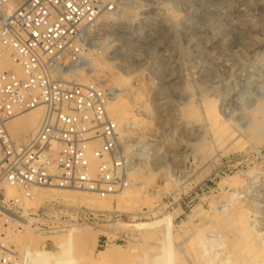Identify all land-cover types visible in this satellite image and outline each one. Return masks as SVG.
<instances>
[{
	"label": "rangeland",
	"instance_id": "rangeland-1",
	"mask_svg": "<svg viewBox=\"0 0 264 264\" xmlns=\"http://www.w3.org/2000/svg\"><path fill=\"white\" fill-rule=\"evenodd\" d=\"M88 52L99 67L111 68L97 85L121 89L112 77L130 78L139 88L133 95L147 103L151 116L141 115L147 121L146 134L120 138L122 159H130L138 172L130 174L133 181L124 186L128 189L118 201L92 210L52 199L33 209L36 212L54 201L55 217L32 225L67 243L77 240L74 251L67 249L61 255L40 234L41 247L35 249L44 253V261L263 264L264 0H124L117 13L99 19ZM81 72L94 73L93 69ZM209 100L231 126L224 130L226 134L210 133L202 114ZM187 111L202 114L201 119L181 117ZM128 145L137 154L130 157ZM144 179L146 184H141ZM252 213L257 214L255 219ZM237 215L242 217L235 219ZM108 220H161V224L147 233L141 229L110 232ZM239 221L243 228L250 223L251 232ZM54 222L67 223L70 231L43 225ZM241 232L246 236H239ZM108 244L119 245L120 254L98 259L94 251ZM29 251L24 255L34 259Z\"/></svg>",
	"mask_w": 264,
	"mask_h": 264
},
{
	"label": "built area",
	"instance_id": "built-area-1",
	"mask_svg": "<svg viewBox=\"0 0 264 264\" xmlns=\"http://www.w3.org/2000/svg\"><path fill=\"white\" fill-rule=\"evenodd\" d=\"M0 0V264H21L5 229L22 217L19 196L58 188L107 196L125 186L120 127L107 106L109 90L72 79L102 15L122 0ZM8 57L12 66L3 65ZM42 108L37 126L15 138L10 122ZM19 196L9 198V189ZM54 202L29 212L34 223L55 217Z\"/></svg>",
	"mask_w": 264,
	"mask_h": 264
},
{
	"label": "bare ground",
	"instance_id": "bare-ground-1",
	"mask_svg": "<svg viewBox=\"0 0 264 264\" xmlns=\"http://www.w3.org/2000/svg\"><path fill=\"white\" fill-rule=\"evenodd\" d=\"M123 1L124 0H122V2ZM22 2H23V0H10L9 7L11 9H14L15 7L19 6ZM122 14H123V12H122ZM106 15H110V14H106ZM103 16L104 15H102V17ZM84 58H85L84 59V62H85L84 63V65H85V69L84 70L93 69L94 73L93 74H88V73H84V72H81V73L76 72V73L73 74L72 79H74L76 82L77 81H80V83H84V82L87 83L88 82V83H90V85L103 88L104 85H97V82H99L101 80L100 77L109 75L111 68H109V67L107 68L106 66L105 67H99L100 65L97 64L96 62H94L93 56L90 54V52H86V55L84 56ZM104 63H106V62H104ZM3 65L5 67H11L12 66L9 58L6 57V56L4 58ZM74 76H76V77L79 76V77L76 78ZM112 79H114V81H116V84L122 85V88L121 89H119V88L117 89V88H114V87H111V88L110 87L109 88H106L105 87L106 89L109 90L110 97L112 99L109 102V104L107 106V109H108V112L112 114L114 120L117 121V123H118V125L120 127V130H119V138L124 137V139H125L128 136H130V135H133V134L135 135V134H138V133H140V134H146L147 133V126H145L144 124H146L147 121L145 119H143L142 118L143 116H141V115L143 113H149L148 115H150L151 114V108L147 105V103H145L144 101H142V99H137L136 96L133 95L134 93L136 94V91L139 88H137L136 86H134L131 83L132 81L129 80L130 78L129 79H126L125 77H123V76L122 77H119V75H118V76L112 77ZM114 81H112V82H114ZM117 90H121V92H115ZM213 102L214 101L211 100L208 103V105H206L204 107V111H203L202 114H203V119L205 120V123L208 125L209 130L211 131V132L210 131L209 132L211 134H213V136H217V135H220L224 130H226L228 128H231V126L228 127L229 123L227 121H225L224 119H222L219 116L218 112L213 107V105L215 103V102L214 103ZM190 109H192V108H190ZM194 112H188L187 114H185V113L182 114L181 113L182 114L181 117H184L185 118V117L189 116L190 118L193 117V118H196L198 120L201 119L200 118V115H202V114L193 115ZM41 114H42V108L38 107V108L32 109L30 111H27V112L19 115L15 119H13L10 122V130H11L13 136L15 138H18V137H22V136L28 134L29 132H31L37 126V124L39 122V119L41 117ZM184 114H185V116H183ZM255 127H256V125H255ZM126 128H132V131L131 132H126ZM224 133H225V131H224ZM232 135H229V136H232ZM213 136H212V138H213ZM128 140L130 141V139H128ZM124 142H126V141H124ZM219 142H221V141H219ZM131 146H133V145H128L129 148L127 147L128 150H129L128 152L130 153V157H132V155H134V154H137V152H135V150L134 151H131V149L133 148ZM138 154H140V153H138ZM120 160L121 161L116 166L118 168L117 171H120L124 175L127 176L126 177V181H125L127 184L125 186H128V181H130L129 177L131 178L130 174L138 172V168H132L131 165H130V163H129L130 162V159H128V158H125V159H122L121 158ZM164 177H165V175H164ZM132 179H133V176H132ZM136 180H138V177L136 178V176H135V180L134 181H136ZM131 181H133V180H131ZM131 181L129 182L130 185H131ZM139 181L136 182V183L139 184ZM145 182H146V180L145 181L142 180L140 183L141 184H146ZM147 183H150V182H147ZM145 186H147V185H145ZM135 188H138V187H135ZM126 189H128V188L127 187H125V188L123 187L120 190L117 189L114 194L112 193V194H109L107 196L106 195L105 196H98V195H95V194H91V193H87V192L75 191V190H71V189L70 190H64V189H58V188H32L31 189V197H29V198H26V197H23V196L20 197L19 196V192L14 187L11 188V189H9V198H15V197H18L19 196V199L22 201V204H23V206H22V208H23L22 217H18V218L12 219L13 220L11 222L12 226L10 228L5 229L6 234L9 235V236H11L12 242L14 243L16 249L19 251V253L21 255V264H47L44 261V253L39 252V257L37 259H30L26 255H24V253L27 252L28 250H33V248L35 247L33 245L30 248H27L25 251L22 252V250L25 247H29L31 245V243L28 242V241H26L25 239L26 238H30L32 236V234H33V236H37V237H40V234L43 235V238L49 244L54 245V247H55L54 249H55L56 253H58V254H61V253L66 252L67 249H70L71 251H74L75 250V245H76L77 240H76V242H73V243H67L64 239L59 238V237H56L53 233H50V232H48L45 229H40V227H38V226H33L32 225V222L35 220V218L29 216V211L34 212L35 210H33V209L37 208V206L40 203H42L43 201H49V200H52V199H60V200L62 199L63 201H66L68 203H77V204H80V205L87 206V207H89V209L91 208L92 210L93 209H96V210L97 209H105L104 207H107L110 204V201L111 200H113V202L118 201V199L121 198V195L124 192L126 193ZM136 198H137V196H136ZM50 202H54V201H50ZM114 206L115 205L113 203V207ZM242 211H244V210L242 209L239 213H241ZM239 216H241V215H239ZM239 216L238 215L235 216V219H238L236 217H239ZM252 216H253V219H255L254 217H257V214L256 213H252L251 214V217ZM241 217H240V219H241ZM71 218H73V217L71 216ZM243 219H245V218H243ZM55 221H57V219ZM245 221H246V223L248 222L247 219H245ZM41 224H39V225H41ZM160 224H161V220H155V221H151V222H128V223L116 222V221H110V220H108V222H107L106 225L109 228L110 232H112V231H114L116 229H120V230H124V231L125 230H128V229L129 230L130 229H141L142 232L147 233L148 231L153 230L155 227L160 226ZM240 224H241V222H240ZM242 224H244V223H242ZM242 224H241V227H242ZM43 225H45V226H47V227H49L51 229H61L63 231L64 230L70 231V227H69V225L67 223L63 224V223H60V222H58V223L57 222L56 223L54 222V223H51V224L46 223V224H43ZM246 225H247L246 228H243L244 225H243L242 228L245 229V230L247 229V231H246L247 233H248V231L251 232L250 230L252 229V226H250V223L249 224H246ZM248 225L251 228L250 230L248 228ZM252 225H253V223H252ZM34 229L36 231L35 232L36 234H34V232L32 231ZM239 233H240V231H239ZM243 233L242 234H239V236L240 235L243 236L244 234H247V233H244V234ZM249 235H251V234H248V236ZM223 236H225V235L223 234ZM245 236H243V237H245ZM239 238H238V240H239ZM222 241L224 242V240H222ZM215 246H216V244H215ZM200 247L202 248V245ZM153 248L154 247H152V249ZM120 249H121V247L119 245H109V247H107V248H105L103 250H96V251H94V254L96 255V257L98 259L99 258H104L105 259L107 257H114V256L116 257V256H118V254H120V252H121ZM90 252H92V251H90ZM200 253L201 252H199V254ZM150 256L151 255H149L148 258H150ZM63 257H61V258H63ZM65 259H69V258L67 257ZM151 259H152V257H151ZM160 259L161 258H159V257L157 259L155 258V261H158ZM139 261H140V259H139ZM146 262H148V261H146ZM146 262H144V263H146Z\"/></svg>",
	"mask_w": 264,
	"mask_h": 264
},
{
	"label": "crops",
	"instance_id": "crops-1",
	"mask_svg": "<svg viewBox=\"0 0 264 264\" xmlns=\"http://www.w3.org/2000/svg\"><path fill=\"white\" fill-rule=\"evenodd\" d=\"M33 238L34 239L29 238L28 242H30L33 246L41 247V244L38 243L40 238L37 236H34ZM39 252H41V250L40 249L36 250L35 247L33 248V250L29 251V253H32L34 259H37L39 257Z\"/></svg>",
	"mask_w": 264,
	"mask_h": 264
}]
</instances>
